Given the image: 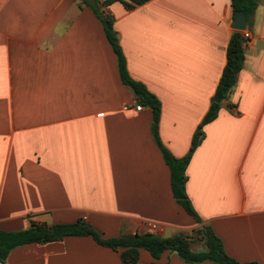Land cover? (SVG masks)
I'll use <instances>...</instances> for the list:
<instances>
[{
  "label": "crops",
  "instance_id": "crops-1",
  "mask_svg": "<svg viewBox=\"0 0 264 264\" xmlns=\"http://www.w3.org/2000/svg\"><path fill=\"white\" fill-rule=\"evenodd\" d=\"M256 1L236 82L186 166L197 223L172 195L150 107L123 108L139 101L93 10L77 0H0V229L86 216L108 237L149 222L163 235L206 223L230 256L264 264V0ZM106 9L129 74L160 100L162 142L183 156L237 30L230 0H115ZM151 261L217 264L139 248L137 264ZM2 264L122 262L90 235H67L18 245Z\"/></svg>",
  "mask_w": 264,
  "mask_h": 264
},
{
  "label": "trees",
  "instance_id": "trees-1",
  "mask_svg": "<svg viewBox=\"0 0 264 264\" xmlns=\"http://www.w3.org/2000/svg\"><path fill=\"white\" fill-rule=\"evenodd\" d=\"M115 0H77L79 6L88 5L100 20L107 41L115 52L119 76L123 83L128 85L136 99L151 109V133L154 141L161 150L163 159L170 171V185L174 199L191 215L197 223L202 219L193 207L186 192V166L191 153L203 137V125L212 120L218 112L220 101L211 100L210 105L201 121L195 128L189 150L183 156H175L162 142L159 131L160 100L140 81L134 79L128 72L125 56L119 44L117 31L114 28V17L106 9ZM126 7L143 3L147 0H119ZM234 13L243 10L249 17L257 5L256 0H230ZM244 45L240 30H233L226 47V61L219 77L215 93L220 99L227 96L229 89L236 82L237 74L243 65ZM67 235H90L97 243L109 246L119 251L122 264H137L139 248H145L154 257L169 249L186 262L212 261L217 264H258L257 261H238L224 249L221 238L211 226L202 223L191 232L181 231L171 235H163L152 231H137L135 233L117 236H103L100 231L87 223L83 218L74 221H61L48 224L30 220L29 225L19 229H0V260L4 261L8 252L29 242H45L58 240ZM202 241L205 250H196L192 247L194 240ZM149 264H157L151 261Z\"/></svg>",
  "mask_w": 264,
  "mask_h": 264
},
{
  "label": "built area",
  "instance_id": "built-area-1",
  "mask_svg": "<svg viewBox=\"0 0 264 264\" xmlns=\"http://www.w3.org/2000/svg\"><path fill=\"white\" fill-rule=\"evenodd\" d=\"M241 34H242V37H243V44H245L246 42L249 41L250 37H251V34H250V31L247 30V29H242L241 30ZM143 107V104L140 103V102H135L134 104H124L123 105V108L125 110H128V109H131L133 108L134 110H140L141 108ZM83 219L86 218V216H82ZM138 230H134L132 231L131 233H135L137 232ZM147 231H152V232H159L161 231V226L155 222H149L148 223V227H147Z\"/></svg>",
  "mask_w": 264,
  "mask_h": 264
},
{
  "label": "water",
  "instance_id": "water-1",
  "mask_svg": "<svg viewBox=\"0 0 264 264\" xmlns=\"http://www.w3.org/2000/svg\"><path fill=\"white\" fill-rule=\"evenodd\" d=\"M245 21H246V16L243 10H237L234 14V17L231 21V26L237 30H242L245 28ZM220 97L219 95L215 94L213 96V100L219 101ZM205 247H199L196 250H205ZM3 261L0 260V264H2Z\"/></svg>",
  "mask_w": 264,
  "mask_h": 264
},
{
  "label": "rangeland",
  "instance_id": "rangeland-1",
  "mask_svg": "<svg viewBox=\"0 0 264 264\" xmlns=\"http://www.w3.org/2000/svg\"><path fill=\"white\" fill-rule=\"evenodd\" d=\"M193 243H194V244H193L194 246H198V245H200V242H199V240H197V239H195ZM201 243H202V242H201Z\"/></svg>",
  "mask_w": 264,
  "mask_h": 264
}]
</instances>
